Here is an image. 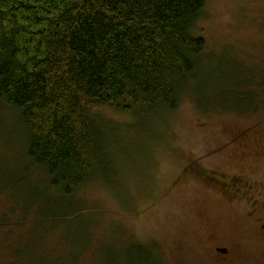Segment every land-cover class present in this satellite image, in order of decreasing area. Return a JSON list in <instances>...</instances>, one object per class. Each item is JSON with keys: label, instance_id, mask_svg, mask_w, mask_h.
Here are the masks:
<instances>
[{"label": "rangeland", "instance_id": "374dc122", "mask_svg": "<svg viewBox=\"0 0 264 264\" xmlns=\"http://www.w3.org/2000/svg\"><path fill=\"white\" fill-rule=\"evenodd\" d=\"M194 35L209 59L177 110L102 112L111 188H53L0 99V264H223L215 245L231 248L227 264H264V89L254 110L235 98L264 82V0H206ZM217 174L255 183L251 198L220 191Z\"/></svg>", "mask_w": 264, "mask_h": 264}, {"label": "trees", "instance_id": "16d2710c", "mask_svg": "<svg viewBox=\"0 0 264 264\" xmlns=\"http://www.w3.org/2000/svg\"><path fill=\"white\" fill-rule=\"evenodd\" d=\"M205 6L206 0H0V99L20 112L28 155L53 188L72 196L95 179L113 186L111 121L103 111L152 117L178 109L182 91L198 83L209 59L205 38L194 35ZM254 84L250 101L235 97L246 111L261 103L264 82Z\"/></svg>", "mask_w": 264, "mask_h": 264}, {"label": "flooded vegetation", "instance_id": "af4514ba", "mask_svg": "<svg viewBox=\"0 0 264 264\" xmlns=\"http://www.w3.org/2000/svg\"><path fill=\"white\" fill-rule=\"evenodd\" d=\"M209 181L214 182V184L219 187L220 191H223L226 195H230L232 198L235 197L236 199L242 198L244 196H249L251 198L250 194L253 192V188L255 186V183H252V181L250 180L234 177L229 178L220 174H217L215 176L210 175ZM256 211L257 209L255 210V212ZM262 228H264V224L262 225ZM214 248L217 258H219L223 264L229 263L231 248L226 245H215Z\"/></svg>", "mask_w": 264, "mask_h": 264}]
</instances>
